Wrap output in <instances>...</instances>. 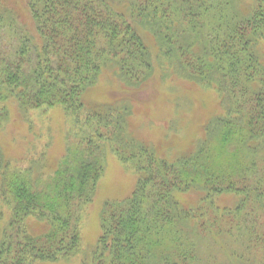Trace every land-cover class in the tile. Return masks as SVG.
Masks as SVG:
<instances>
[{
	"label": "trees",
	"instance_id": "trees-1",
	"mask_svg": "<svg viewBox=\"0 0 264 264\" xmlns=\"http://www.w3.org/2000/svg\"><path fill=\"white\" fill-rule=\"evenodd\" d=\"M152 47L168 73L177 65L219 98L193 150L171 162L127 133L131 98H86L107 72L118 88L140 90ZM88 103L102 110L83 119ZM14 109H61L77 129L43 184L7 170L0 151V264L80 252L81 212L114 137L137 179L127 197L104 202L82 264H201L208 238L230 264H264V0H0V130L20 117ZM193 194L197 206L181 203Z\"/></svg>",
	"mask_w": 264,
	"mask_h": 264
},
{
	"label": "rangeland",
	"instance_id": "rangeland-1",
	"mask_svg": "<svg viewBox=\"0 0 264 264\" xmlns=\"http://www.w3.org/2000/svg\"><path fill=\"white\" fill-rule=\"evenodd\" d=\"M1 1L4 3L11 0ZM149 41L154 44L151 39ZM151 50L154 58L153 72L140 90L133 93L128 89L118 88L117 77L112 72H107L98 79L94 88L87 92L86 98L91 100L92 105L98 100L112 102L131 98V101L128 99L130 102L127 101L130 106L127 133L145 143L158 157H164L171 162L193 150L195 141L202 136L201 128L204 123L216 114L219 98L213 86L205 87L185 80L177 65L172 67V72L177 73L180 78L174 73H168L170 70L166 62L158 58L155 60L157 48L152 47ZM107 91L111 92L109 98ZM88 105L92 106L90 103ZM91 109L85 108L81 118H93L95 112L102 110L98 106H92ZM16 112L20 117L9 119L5 129L0 130L1 158L6 162L7 170L21 173L27 171L32 174V180L39 177L40 181L37 183L43 184L54 173L73 139L72 135L75 133L69 136L70 131L75 132L77 128L72 126L71 118L61 109L30 110L26 115ZM103 146L102 170L96 194L81 212V250L77 255L55 264H82V260H89V253L100 235V211L104 202L123 199L134 188L137 179L135 167L129 158L123 156L124 152L122 153L118 139L114 137ZM184 199L187 203L183 199L180 201L185 203L186 207H195L199 197L193 194L190 199L187 196H184ZM232 199L219 197L218 203L222 206H232ZM2 210L6 214V221V207ZM1 224L2 222L0 227ZM32 227L33 232L41 230L35 223ZM206 240L207 243L200 246L201 264H230L225 257L227 254L219 250L214 238Z\"/></svg>",
	"mask_w": 264,
	"mask_h": 264
}]
</instances>
